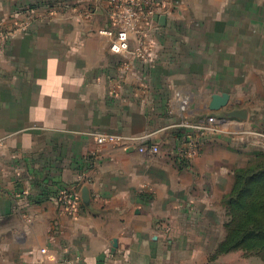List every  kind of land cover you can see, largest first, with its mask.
Wrapping results in <instances>:
<instances>
[{"label": "crops", "instance_id": "obj_1", "mask_svg": "<svg viewBox=\"0 0 264 264\" xmlns=\"http://www.w3.org/2000/svg\"><path fill=\"white\" fill-rule=\"evenodd\" d=\"M36 1L0 0V28ZM67 2L0 38V264H259L216 250L235 172L264 149V0H157L169 11L157 26L141 11L145 59L111 51L108 0ZM224 92L229 105L210 110ZM236 108L248 119L226 117ZM212 115L223 132L179 157L183 123ZM66 187L76 213L52 197Z\"/></svg>", "mask_w": 264, "mask_h": 264}, {"label": "built area", "instance_id": "obj_2", "mask_svg": "<svg viewBox=\"0 0 264 264\" xmlns=\"http://www.w3.org/2000/svg\"><path fill=\"white\" fill-rule=\"evenodd\" d=\"M111 5V19L113 26L102 29L101 33L110 38V49L116 54H133L140 59H145L150 54V45L146 40V34L140 26V20L143 17L150 26L158 25L159 6L157 0H108ZM59 9H53L50 12H41L37 14L40 18L52 19L57 15ZM141 15V11H143ZM19 16V13H16ZM34 15L26 16L24 21L18 23L15 29L6 30L0 28V38L10 39L16 36L18 30L26 28L27 24L34 18ZM137 43V47L132 49V42ZM189 106L188 99H184L181 104L182 111H187ZM184 127L190 128L191 133L185 137L183 144L178 148V156L189 159L198 151L199 144L211 135L221 134L223 128L220 119L216 115L208 117L205 121L196 124L189 122L183 123ZM99 144H122L134 141L137 138L125 136L122 134L97 132L93 134ZM4 140L0 138V144ZM139 150L152 153L159 151L158 146L149 149L145 145H140ZM55 200L72 212H77L82 204L80 194L74 188H63Z\"/></svg>", "mask_w": 264, "mask_h": 264}, {"label": "trees", "instance_id": "obj_3", "mask_svg": "<svg viewBox=\"0 0 264 264\" xmlns=\"http://www.w3.org/2000/svg\"><path fill=\"white\" fill-rule=\"evenodd\" d=\"M68 0H40L31 4H22L17 13L20 17L37 15L43 11L64 9L70 6ZM75 5L74 7H77ZM179 133L181 137L188 136ZM59 191L52 197H57ZM227 220L226 236L216 250V255L228 253L236 249L257 252L264 248V152H257L255 161L235 172V182L226 200ZM250 254V253H249Z\"/></svg>", "mask_w": 264, "mask_h": 264}, {"label": "water", "instance_id": "obj_4", "mask_svg": "<svg viewBox=\"0 0 264 264\" xmlns=\"http://www.w3.org/2000/svg\"><path fill=\"white\" fill-rule=\"evenodd\" d=\"M160 24H166V16H161ZM231 95L227 92L224 93H214L211 97L209 103V109L212 111H220L227 107L230 103ZM226 117L238 118L241 120L248 119V110L246 108H236L226 113ZM83 199L85 202L89 201L88 189H84Z\"/></svg>", "mask_w": 264, "mask_h": 264}, {"label": "rangeland", "instance_id": "obj_5", "mask_svg": "<svg viewBox=\"0 0 264 264\" xmlns=\"http://www.w3.org/2000/svg\"><path fill=\"white\" fill-rule=\"evenodd\" d=\"M173 4H174L173 5V8L174 7L176 8L177 6H179L181 4V2H180V0H173ZM168 11L169 10H168L167 6H165L164 8H160L159 9V12L160 13H163L164 12V14L165 13H168ZM222 116H224V115H222ZM220 117L221 116H219V118ZM263 144H264V141H263ZM259 151L264 152V149L257 150L255 152V157H256V153L259 152ZM262 228L264 230V222H263ZM235 252L239 253V256H241L245 260H248L249 258H254L256 260V262H259V264H264V248L263 247H259L258 248L257 252L259 254H252L251 251H246L245 252L243 249H236V250L230 251L228 253H235ZM246 264H256V263H246Z\"/></svg>", "mask_w": 264, "mask_h": 264}]
</instances>
